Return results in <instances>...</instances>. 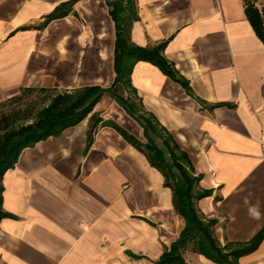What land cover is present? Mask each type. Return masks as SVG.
<instances>
[{"label": "crops", "instance_id": "0c3cea01", "mask_svg": "<svg viewBox=\"0 0 264 264\" xmlns=\"http://www.w3.org/2000/svg\"><path fill=\"white\" fill-rule=\"evenodd\" d=\"M123 5L117 21L111 12ZM245 0H0V104L26 89L52 95L115 79L116 24L163 55L189 90L140 60L132 84L189 155L198 203L225 245L264 230V43ZM258 8L264 0H253ZM53 15V17H52ZM96 113L102 119L88 130ZM142 127L109 95L58 136L25 148L3 176L0 264H154L185 226ZM189 264H216L185 250ZM239 264H264V237Z\"/></svg>", "mask_w": 264, "mask_h": 264}, {"label": "trees", "instance_id": "16d2710c", "mask_svg": "<svg viewBox=\"0 0 264 264\" xmlns=\"http://www.w3.org/2000/svg\"><path fill=\"white\" fill-rule=\"evenodd\" d=\"M244 7L254 31L264 43V6L258 8L255 1L245 0ZM122 10V3L116 2L111 10L115 19ZM128 28L129 25L116 24L115 79L111 86L105 88L93 85L55 92L33 121L6 129L0 134V220L8 216L2 209L3 176L7 170L15 167L22 151L78 124L92 113L104 95H109L142 127L146 142L142 143L113 121H105L104 124L114 127L129 143L137 146L150 164L162 172L165 185L173 191L174 206L185 221L179 238L164 249L154 264H189L184 257V251L188 249L216 264H239V258L253 251L262 241L264 230L247 243L227 242L222 245L218 241L214 229L215 220L206 218L198 206L201 199L211 195V191L201 186L202 177L196 174L188 153L182 150L157 117L146 110L132 84L131 74L136 62L146 60L189 90L188 83L178 78L167 63L163 55L165 42L152 48L138 46L131 42ZM90 121L93 123L88 130L86 148L91 146L93 131L102 119L93 113Z\"/></svg>", "mask_w": 264, "mask_h": 264}, {"label": "rangeland", "instance_id": "374dc122", "mask_svg": "<svg viewBox=\"0 0 264 264\" xmlns=\"http://www.w3.org/2000/svg\"><path fill=\"white\" fill-rule=\"evenodd\" d=\"M49 98L50 94L34 89L21 92L17 97L2 102L0 104V134L6 129L33 121L37 112L48 103Z\"/></svg>", "mask_w": 264, "mask_h": 264}]
</instances>
